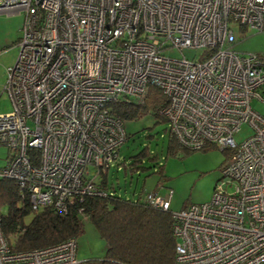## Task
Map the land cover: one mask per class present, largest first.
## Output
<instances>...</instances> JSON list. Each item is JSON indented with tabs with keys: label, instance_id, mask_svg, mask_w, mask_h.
Wrapping results in <instances>:
<instances>
[{
	"label": "built area",
	"instance_id": "1",
	"mask_svg": "<svg viewBox=\"0 0 264 264\" xmlns=\"http://www.w3.org/2000/svg\"><path fill=\"white\" fill-rule=\"evenodd\" d=\"M9 11L23 21L4 67L12 110L0 114V177L35 209L62 213L105 195L98 177L126 139L108 104L157 87L181 146L229 151L226 180L206 202L174 211L170 193L143 191L171 211L173 264H264V115L250 107L264 100V55L231 47L244 30H264V0H0V13ZM185 48L199 54L188 59ZM172 49L181 57L164 54ZM242 124L249 134L237 142ZM76 244L13 250L0 227V264H78Z\"/></svg>",
	"mask_w": 264,
	"mask_h": 264
},
{
	"label": "trees",
	"instance_id": "2",
	"mask_svg": "<svg viewBox=\"0 0 264 264\" xmlns=\"http://www.w3.org/2000/svg\"><path fill=\"white\" fill-rule=\"evenodd\" d=\"M165 97L160 89L150 87L137 102L124 96L108 105L110 113L123 122L148 111L166 120L160 111L167 104ZM168 135L170 150L193 151L181 146L170 130ZM208 147L213 146L195 150ZM221 151L225 161L229 151ZM122 164L127 166L124 162ZM137 168L139 166L133 162L128 166L129 172ZM107 170L100 173L97 182V187L104 190L105 195L86 196L68 205L62 213L51 206L33 208L27 194L12 179L0 177V227L9 248L22 251L45 247L70 237L76 239L82 232L83 218H86L104 239L106 250L101 258L81 260L78 264H173L175 238L171 232V211L149 205L142 197L143 191H138L133 198L111 192L107 186ZM161 171L158 166L156 172ZM27 216H30L29 220H26Z\"/></svg>",
	"mask_w": 264,
	"mask_h": 264
},
{
	"label": "rangeland",
	"instance_id": "3",
	"mask_svg": "<svg viewBox=\"0 0 264 264\" xmlns=\"http://www.w3.org/2000/svg\"><path fill=\"white\" fill-rule=\"evenodd\" d=\"M22 11L0 13V114L12 110L7 93L3 92L6 73L5 68L12 65L18 49H12L19 35L23 21ZM243 31V30H242ZM243 34V35H242ZM239 33L233 49L243 54L264 55V30H244ZM17 47V46H16ZM165 55L178 58L177 50L165 51ZM199 54V50L185 48L183 55L191 59ZM137 102L135 98H130ZM250 107L264 115V100L254 97ZM126 139L119 146L116 161H111L107 170L108 188L111 192L125 198H133L138 191L157 190L159 196H170V209L177 211L191 203H203L211 198L214 188L226 178H222L221 169L224 162L223 152L216 147L204 150L169 149V123L156 117L152 111L140 117L122 123ZM249 128L242 124L234 134L239 142L249 134ZM8 149L0 145V166L5 163ZM152 158V160H151ZM122 162H124L123 166ZM133 162L139 168L129 172L128 166ZM158 166L162 173L156 172ZM125 170V171H124ZM159 183L160 185H158ZM228 190L230 188L228 187ZM30 216L26 217L29 220ZM82 232L76 238V257L79 261L99 259L105 254L106 243L98 235L96 228L88 219L83 218Z\"/></svg>",
	"mask_w": 264,
	"mask_h": 264
},
{
	"label": "crops",
	"instance_id": "4",
	"mask_svg": "<svg viewBox=\"0 0 264 264\" xmlns=\"http://www.w3.org/2000/svg\"><path fill=\"white\" fill-rule=\"evenodd\" d=\"M9 12H13V11H9ZM16 41H17V39H16ZM16 41H15V42H16ZM15 42L13 43V44H15V45H14L13 48H11L10 50H12V49L17 50V47H16V43H15Z\"/></svg>",
	"mask_w": 264,
	"mask_h": 264
},
{
	"label": "clouds",
	"instance_id": "5",
	"mask_svg": "<svg viewBox=\"0 0 264 264\" xmlns=\"http://www.w3.org/2000/svg\"><path fill=\"white\" fill-rule=\"evenodd\" d=\"M79 261V260H78Z\"/></svg>",
	"mask_w": 264,
	"mask_h": 264
}]
</instances>
